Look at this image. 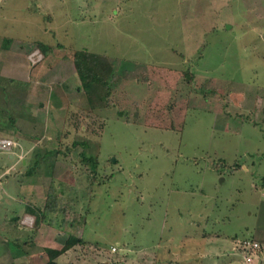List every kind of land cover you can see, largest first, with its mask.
<instances>
[{"label":"rangeland","instance_id":"1","mask_svg":"<svg viewBox=\"0 0 264 264\" xmlns=\"http://www.w3.org/2000/svg\"><path fill=\"white\" fill-rule=\"evenodd\" d=\"M77 50L116 65L111 105L91 116ZM76 135L100 164L89 176L79 146L55 165L76 214L54 240L84 241L60 264H243L245 238L264 264V0H0V140L16 144L0 148V264L35 234L4 225L25 206L23 160Z\"/></svg>","mask_w":264,"mask_h":264},{"label":"trees","instance_id":"2","mask_svg":"<svg viewBox=\"0 0 264 264\" xmlns=\"http://www.w3.org/2000/svg\"><path fill=\"white\" fill-rule=\"evenodd\" d=\"M39 48L41 47L39 46ZM50 49L41 50L42 52H47ZM73 62L81 81L78 87L81 98L80 104H82L79 105L80 109L91 116L101 107L111 105L112 86L117 78L114 61L106 54L94 53L88 50H77L74 52ZM231 95L238 97L239 101L243 97L242 93H231ZM68 104L66 107L67 113L70 111V103ZM226 113L229 114L227 111ZM12 121H14V118H12ZM103 127L104 123H101V130ZM62 145L60 143L59 147L45 149L44 147H36L32 151L33 157L31 161H28L25 165L27 168L25 174L27 176L44 175L51 178L44 206L39 212L31 210L36 215V224L44 223L67 231L69 230V226L75 224L72 218L75 216L76 211L73 210V206L70 207L68 201H65L63 191L57 189L55 165L59 161L70 160L71 154L79 146L81 149L78 152V157L83 165H85L86 173L89 176L92 178L96 177L100 163L98 148L95 142L88 137L76 135L70 144L64 145L65 148ZM68 217L71 219H68ZM83 243L82 237L70 232L61 248H44L48 257V260L44 264H60L57 260L60 256L73 249L76 245Z\"/></svg>","mask_w":264,"mask_h":264},{"label":"crops","instance_id":"3","mask_svg":"<svg viewBox=\"0 0 264 264\" xmlns=\"http://www.w3.org/2000/svg\"><path fill=\"white\" fill-rule=\"evenodd\" d=\"M14 82V79H13ZM62 103H64L63 95L61 96ZM35 147H30L28 148V153L31 152ZM27 153V154H28ZM14 156V157H13ZM10 158L15 159V155L12 153L10 154ZM28 162L27 160H23V165H26ZM16 163L12 164L10 167L7 168H12V170L15 168ZM57 167V166H56ZM25 178V179H24ZM44 181L49 182V178L47 176H23V183L21 184L22 188H26L25 191L20 192L19 194L22 196L21 201H25V206L19 210L18 212H14L13 216H7L5 219V229L7 232H11L13 229H16V231H21V229L18 227V225H24L32 230H34V235L29 237L24 243L19 242V238H15V243L16 247L21 246L23 244L22 249H15V250H9L6 253L7 257H10L9 260L6 262L8 264H35L38 261V258H41L42 261L45 263V255H44V248L45 247H52V248H61L62 246L58 245V241L54 240L56 237V231L55 229H51L53 227L46 225L44 223L36 224V215L31 211L34 210L36 212H39L42 207L44 206L45 200H46V195H45V186L43 184ZM13 188V187H12ZM9 191V190H8ZM13 191L14 190H10ZM13 195V193H12ZM17 195V194H15ZM18 196V195H17ZM2 197H0L1 199ZM12 211V209L10 210ZM49 226V227H48ZM21 227V226H20ZM48 227V228H47ZM36 230V232H35ZM51 231L54 235L51 234ZM54 231V232H53ZM48 232V236L46 234ZM43 233V236L40 238L38 236H41ZM58 236L63 238L64 235H62L61 232L58 233ZM38 239V240H37ZM60 239V238H59ZM6 240V239H5ZM4 239L0 238V248L4 245ZM66 240V239H65ZM42 242V246L44 248H41V252L39 250L35 251L32 247L36 244V242ZM46 241L48 243H46ZM52 241V242H49ZM8 242V245L10 247V242ZM57 242V243H56ZM57 244V245H54ZM36 249L37 247L39 248V245L35 246ZM28 248V249H27ZM32 248V249H29ZM190 254L187 251H184V253L181 255V257H189ZM171 264L176 263L177 261L174 260V258L169 259ZM167 260V261H169ZM156 262V261H155ZM43 263V264H44ZM243 263V262H242ZM157 264V262H156Z\"/></svg>","mask_w":264,"mask_h":264},{"label":"built area","instance_id":"4","mask_svg":"<svg viewBox=\"0 0 264 264\" xmlns=\"http://www.w3.org/2000/svg\"><path fill=\"white\" fill-rule=\"evenodd\" d=\"M32 57H37L38 59H33L34 62H38L42 59V55L40 51H36L32 53ZM0 148H8L15 146V142L11 139H3L0 140ZM114 250L117 248L113 247ZM241 253L243 257V264H260L259 263V253L261 251V244L255 239L245 238L242 239L238 246L236 247Z\"/></svg>","mask_w":264,"mask_h":264}]
</instances>
